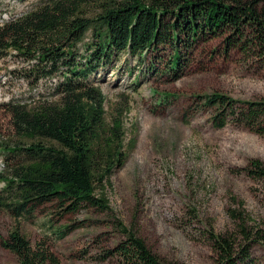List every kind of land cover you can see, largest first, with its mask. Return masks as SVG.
<instances>
[{"label":"trees","instance_id":"1","mask_svg":"<svg viewBox=\"0 0 264 264\" xmlns=\"http://www.w3.org/2000/svg\"><path fill=\"white\" fill-rule=\"evenodd\" d=\"M211 39H219L225 53L264 69V0H37L0 22V61L20 58L5 75L32 89L50 82L32 106L3 103L17 141L2 146L0 208L13 218L43 207L57 214V220L47 219L48 237L35 243L17 227L0 239L19 264H62L47 239H63L84 222L59 221L82 207L108 208L96 190L123 164L120 121L100 146L104 95L90 77L114 56L161 61L164 52V70L178 75L196 45ZM193 98L211 111L217 128L234 122L264 133L263 100L217 91ZM245 171L264 182L263 161L251 160ZM232 216L238 220L234 232H210L213 264H245L252 244H264L263 228L249 225L239 212ZM115 225L123 239L104 248L100 260L165 264L119 220Z\"/></svg>","mask_w":264,"mask_h":264},{"label":"rangeland","instance_id":"2","mask_svg":"<svg viewBox=\"0 0 264 264\" xmlns=\"http://www.w3.org/2000/svg\"><path fill=\"white\" fill-rule=\"evenodd\" d=\"M36 1L0 0V22ZM225 52L219 39L199 43L178 75L164 70L166 52L161 61L144 62L121 54L90 77L104 95L101 137L111 136V127L120 121L123 164L96 190L107 209L86 206L66 214L58 224L82 221L83 226L63 239H47L62 264H115L100 260V254L123 239L116 220L165 264H213L210 232H234V212L264 229V182L245 171L253 159L264 162V133L234 122L217 128L211 111L193 98L217 91L264 101V69ZM18 61L11 55L0 61V169L2 146L17 141L3 103L13 99L32 106L37 93L47 94L50 85L32 89L5 75ZM50 216L57 220L50 207L19 218L0 208V239L15 227L32 243L46 238ZM250 256L245 264H264V244L253 243ZM0 264L19 263L0 245Z\"/></svg>","mask_w":264,"mask_h":264}]
</instances>
